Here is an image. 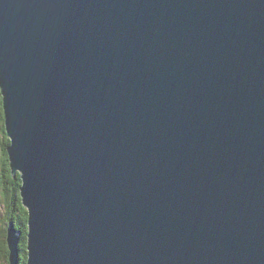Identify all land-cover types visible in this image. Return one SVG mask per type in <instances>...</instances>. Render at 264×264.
<instances>
[{
	"label": "water",
	"instance_id": "95a60500",
	"mask_svg": "<svg viewBox=\"0 0 264 264\" xmlns=\"http://www.w3.org/2000/svg\"><path fill=\"white\" fill-rule=\"evenodd\" d=\"M0 93L25 264H264V0H0Z\"/></svg>",
	"mask_w": 264,
	"mask_h": 264
},
{
	"label": "trees",
	"instance_id": "16d2710c",
	"mask_svg": "<svg viewBox=\"0 0 264 264\" xmlns=\"http://www.w3.org/2000/svg\"><path fill=\"white\" fill-rule=\"evenodd\" d=\"M9 143V139L6 135L4 129V113L2 108V97L0 93V203L5 210L2 217L6 218L4 220L5 225L8 221L13 220L15 222L16 228L26 233V222H27V211L21 206L20 195H19V185L20 179L19 174H15L14 177L11 175L10 165L8 160V153L6 147ZM2 218L0 219V221ZM5 225L0 230V259H4L7 255V249L5 245ZM26 240V236L24 242ZM6 250V252H5ZM19 261L24 264L26 262V251L25 246L22 244L20 246V258Z\"/></svg>",
	"mask_w": 264,
	"mask_h": 264
},
{
	"label": "rangeland",
	"instance_id": "374dc122",
	"mask_svg": "<svg viewBox=\"0 0 264 264\" xmlns=\"http://www.w3.org/2000/svg\"><path fill=\"white\" fill-rule=\"evenodd\" d=\"M5 127V126H4ZM10 167V166H9ZM11 171V170H10ZM16 173L17 174H19L18 173V171H16ZM16 174V175H17ZM19 179H20V185H19V195H20V186H21V178H20V174H19ZM20 201H21V206L27 211V220H28V210H27V208L22 204V198H21V195H20ZM5 213V210H4V208H3V206H2V202L0 203V219L2 218V220L0 221V230L4 227V225H5V223H4V220H6V218L4 217H2V215ZM5 216H6V213H5ZM9 223H11L13 226H14V228L16 229V230H19V229H17L16 228V225H15V222L13 221V220H10V221H8L7 222V224L5 225V239H3V240H5V245H6V249H7V255H5V257H4V259L5 260H3V259H0V264H9V248H8V243H7V228H8V226H9ZM27 225H28V221L26 222V228H25V231H26V233H23L21 230H19L20 232H21V234H20V238H19V241H18V244H17V246H18V248H19V256H18V259L20 258V246L22 245V244H24V246H25V251H26V258H27V250H26V242H24V239H25V236H26V234H27ZM0 238H1V234H0ZM26 241V240H25ZM19 264H22L20 261H19ZM25 264V263H24Z\"/></svg>",
	"mask_w": 264,
	"mask_h": 264
},
{
	"label": "bare ground",
	"instance_id": "6f19581e",
	"mask_svg": "<svg viewBox=\"0 0 264 264\" xmlns=\"http://www.w3.org/2000/svg\"><path fill=\"white\" fill-rule=\"evenodd\" d=\"M9 163V162H8ZM10 170H11V168H10ZM5 252H6V250H5Z\"/></svg>",
	"mask_w": 264,
	"mask_h": 264
}]
</instances>
